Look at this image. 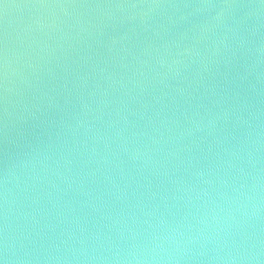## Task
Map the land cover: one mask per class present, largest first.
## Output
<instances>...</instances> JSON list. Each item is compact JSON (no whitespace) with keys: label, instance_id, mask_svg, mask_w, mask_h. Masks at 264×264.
<instances>
[{"label":"water","instance_id":"obj_1","mask_svg":"<svg viewBox=\"0 0 264 264\" xmlns=\"http://www.w3.org/2000/svg\"><path fill=\"white\" fill-rule=\"evenodd\" d=\"M0 264H264V0H0Z\"/></svg>","mask_w":264,"mask_h":264}]
</instances>
